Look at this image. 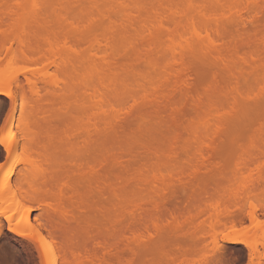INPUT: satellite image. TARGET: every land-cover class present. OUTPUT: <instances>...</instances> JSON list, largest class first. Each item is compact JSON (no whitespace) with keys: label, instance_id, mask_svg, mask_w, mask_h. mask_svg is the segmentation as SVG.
I'll return each instance as SVG.
<instances>
[{"label":"bare ground","instance_id":"obj_1","mask_svg":"<svg viewBox=\"0 0 264 264\" xmlns=\"http://www.w3.org/2000/svg\"><path fill=\"white\" fill-rule=\"evenodd\" d=\"M51 1L0 0L1 7L14 11L19 21L12 27L11 35L0 39V49L6 50L9 59L8 66L0 68V95H13L14 89L24 94L25 82H28L34 85L35 98L38 99L37 102L34 100L36 103L33 102V107L40 106L46 110L48 106L44 107V102H52V99L42 96V89L37 82L47 80L46 76L55 68L58 77L50 82L53 96L59 99L71 96L76 106L74 112L56 114L57 123L53 122L54 115L50 116L44 110L41 112L42 109L37 107L43 114L44 125L35 123L31 127V124H25L23 164L35 174L59 184L57 189L62 191L61 210L65 209L61 215L58 209L47 210L45 220L48 226L45 227L52 229L47 231L49 236H45L38 228L39 231H33L31 237L36 238L42 264H130L137 251L157 242V237L164 229V216L157 204L127 206L124 199L128 197L125 193L127 189L125 191V187L118 186L115 178V166H129L124 153L123 156L119 154L120 146H129L130 149H124L131 150L134 148L132 143L139 145L141 150L137 148L140 152L137 150L139 154L132 157L135 158V161L131 160L132 163H139L140 160L144 162L141 163L143 166L152 168L150 165H154L155 169L158 166H171L184 161L180 157L184 152L186 157H190L191 149L193 152L196 149L195 152L200 155L207 152H203L204 145L211 149V138H214V134L216 136L225 120L231 118L234 112V115L239 116L245 113L243 111L250 104H264V0H144L143 3L142 0H136L137 6L136 2H132L135 0H101L111 6L118 1L119 5L115 4V9L109 8L110 4L106 7L99 5L100 0H81L83 3L74 0L78 1L76 4L79 3V16L76 10L70 12L76 5L71 0H54L52 4L56 6L49 21L48 18L43 19L42 12L45 4ZM130 2L135 3L134 6ZM154 2H157L155 6L151 4ZM30 20H40L39 29H35ZM53 21L63 34V46L58 49L43 32L51 28ZM190 59L213 65V69L216 67L220 75L224 74L226 80L214 70L224 84H220L215 76L216 80H211L214 83L207 84L210 80L203 83L207 86L202 85V93L196 88L199 92L195 90L192 93V90L190 96ZM31 67L35 68L31 70ZM180 94L190 96V101H185L189 102L188 106H192L189 112L194 111V117L185 126L190 138L184 145L181 144L182 149L178 146L182 142H179L182 138L181 129H176L179 125L175 128L178 133L172 134V130H169L167 136L161 137L163 139L155 136L158 131L156 127L163 125V128L169 122H165V116L168 115V118L170 115L179 124L178 113L183 114L186 110L181 113L179 107L175 108L178 104L176 96L180 97ZM133 118L138 119L137 126L125 128L130 123L126 122L130 119L133 121ZM245 119L248 120L246 116ZM155 123L160 125L155 127ZM9 142L10 147L6 148L5 144ZM1 145L8 152V158L15 155L19 148V143H13L11 139L1 140ZM244 145L239 146L244 150L243 153L246 151ZM239 154L235 157L239 155L238 160L243 165L247 153ZM90 155L94 160L89 159ZM230 160L227 164L223 162L224 165L228 166ZM105 163L109 165V174L99 170ZM86 165L91 167L89 172L85 169ZM110 165L114 167L113 170ZM150 170L149 176L146 172L143 178L131 176L136 179L133 184L142 188L140 191H144L143 187L155 191L162 182L157 180H161L159 177L162 173L158 175L155 170ZM85 183L91 187L96 185L100 191L108 188L107 191L112 195L108 199L110 204L99 205V202V208L96 207V211L101 210V218L91 217L85 211L77 213L79 215L74 212L73 194L80 191L78 187ZM153 183L156 186H152ZM167 183L162 182L163 186ZM17 196L12 194L8 197L7 207L20 211L27 199ZM33 211L30 206L23 211L19 226L13 225L8 216L9 230L20 234L22 228L29 227ZM58 218L61 221L57 223ZM250 218L256 219L253 212L249 214ZM231 219L225 220L220 232L234 231L225 234L222 241H244L251 262L264 264V234L254 245L245 242V238L239 235L233 237L235 228L244 219H236L238 222ZM75 225L78 229L76 235L72 232ZM125 229L132 232V237L121 240ZM207 241V238L199 237L198 234L193 237L196 246H202ZM217 246L221 250L228 249L223 244L218 243ZM199 264L212 263L210 259H205Z\"/></svg>","mask_w":264,"mask_h":264},{"label":"rangeland","instance_id":"obj_2","mask_svg":"<svg viewBox=\"0 0 264 264\" xmlns=\"http://www.w3.org/2000/svg\"><path fill=\"white\" fill-rule=\"evenodd\" d=\"M52 1L51 3H44V10L42 9V13L45 16H43V19L48 18L49 21L52 20L51 15L56 6L52 4L54 3ZM78 1L74 2V0H71V3L76 4ZM138 1L140 2V0ZM151 1L152 0H150V2ZM107 2H109V0ZM107 2L103 3L100 0L101 4L99 5H105L106 7V5L108 4ZM132 2H136V0ZM132 2H130L132 5L135 4ZM137 2L135 4L136 6ZM143 2L144 0H142V3ZM155 3L157 4V2L151 4L154 5ZM78 4H76L75 6L72 5V10H70V5L69 10L71 13L72 11L74 12V10H76L75 13H79L78 10H80V8H77ZM117 4L119 5L118 1ZM99 5L97 3V7H99ZM111 5L112 4H110L109 8L114 7V5ZM159 6L161 7V4H159ZM130 8H132V6H130ZM13 12L14 11L2 8L0 5L1 40L5 38V35H11L12 27L15 26L16 23H19L17 17L14 16ZM29 22L34 25L35 29H39L38 22H40V20H30ZM57 27L58 26L56 25L55 21H53V23L51 24V28L43 32L45 37L49 38L50 42L58 49L63 46V37L61 36L63 34L58 30ZM1 29L6 31L3 32L1 31ZM38 58L40 57H37V59ZM190 60L189 73L191 75L189 73L187 74L190 75V77L188 76V81L190 80L189 85L191 84L190 86H188L192 87V89L190 88V90L189 87H187L189 90L188 93L190 92V96L191 91L194 90L192 91V93H195L196 88L200 92L202 91V89L204 91L202 85L209 80L210 82L207 84L214 83L212 81H215L216 79L218 82H220V77L218 76L220 75V72L218 70L216 71V67L213 69V65L208 66L205 64V66L198 60ZM8 61L9 59L7 57L6 50L0 49V68H6L8 66ZM34 68L35 67H31V70ZM39 68L42 69L43 67L39 66ZM39 68H37V70ZM214 70L218 74L217 76L219 77V79L217 78ZM26 72H29V70H27ZM222 74L223 73H221V75ZM223 75L221 76L222 79L226 80L223 78ZM46 77L47 80H41L37 82L38 86L42 89V96L52 99V102H44V107L48 106L46 107V110L45 108L43 109L40 106L34 105L36 108L33 107L34 100H36L37 102L38 99L35 98L37 95H35L36 90L34 85L28 82H25L24 94H26V96H24L23 92H16L15 89L12 91L13 95L11 93V97L0 95V264H42L40 250L37 245L36 238L31 237L32 233L33 231H39L40 229V232L45 234V236H49L47 231L49 232L52 229L50 228L49 230L45 227L46 225L48 226V224H46L47 221L45 220L46 212L52 209H58V213L61 215L65 211L64 208L61 210L62 191L58 190L59 184L51 181L50 179H44L42 175L39 176L38 174H35V172L31 171V169H28V167L23 164L24 157L22 151V142L24 139V127H26L28 124H31L30 126L34 127L33 125H35V123L44 125L43 114H41L43 110L45 112H48L47 114L50 116L54 115L53 122L57 123L58 119L55 116L56 114H61L66 111L74 112L76 107L74 98H72L71 96L65 99H59L53 96L50 82L51 80H54L56 77H58L56 69H51ZM197 79L199 80L197 81ZM225 82L226 84L228 83L227 81ZM221 83L222 82H220V84ZM222 84H224V81ZM205 85L203 86L206 87L207 85ZM197 90L196 92H199ZM188 93L186 95H188ZM190 96H187L188 98L181 94V98L179 97V95L176 96V102L178 101V104L177 106H175V108L179 107L178 110L181 113L185 109L186 110L183 112V114L178 113V117L180 115V120L178 119L177 121L179 122V124L175 123L176 121H174L173 118H170V115L168 118H166L168 115L164 117V120H166L165 122L169 121L168 123L164 124V126L166 125L167 127L165 126L162 128L163 125H161V129L160 127H156V125L158 126L160 124L155 123L154 126L158 130L157 133H160H158L159 136L156 133V138L163 139L161 137L167 136L166 134L171 130V133H174L177 132L176 129H181L179 132L182 133V138L179 142H182L178 145L180 148L182 147L181 144L185 143L190 138V136H188L187 132L185 131V126L189 124L187 122H190V120L194 117V111L189 112L190 110H192V106H188V101H190L188 99ZM36 102H34V104ZM46 103L48 105H46ZM40 104L43 105V103ZM37 107H40L39 110L42 109L41 112L37 110ZM186 111L192 113V115L190 114L191 116H189ZM243 112L245 113H242L239 116L234 115V112L231 118L225 120L222 129L220 128L221 131L218 130V134L216 133V136L214 134V138H211L213 141V143H211L212 147L209 146L210 143H207V145L211 149H209L208 147L206 148L204 145L203 148L205 149L203 150V152L207 151L205 154L200 155L195 152L196 149H193L196 153L195 154L191 149V158L189 156L188 158L185 156L186 153L181 150V148L180 150L185 154L182 152L184 154V157H182L183 154L180 157L184 161L181 160L179 161L180 163H176L167 167H159L157 165L158 168L156 166L157 169H155L154 165H150L153 166L152 168L154 169H152L151 167H147L145 165L143 166V164L141 163L144 162H141L140 160L139 163H132V161L135 159L132 157L138 156L137 154L139 153L137 152V150H141L139 148V145H133L132 143L131 146H134V148L128 150L130 149V147L125 145L120 146V140L118 139V146H120L119 154H122L123 156L124 153L126 157L124 159H127L126 161L128 162V165H133V168H129V166L128 168H126V164H124V166H115V178L116 181H118V186L125 187L124 190L127 189V191L125 190V193L128 197L124 198L126 200L125 202H127V206L128 204H157L162 208L164 216V229L162 234L157 237V242L147 247H142L139 251H137V253L131 258L130 264H199V262L201 263V260L203 261L205 259H210L212 264H225V262H229V264H253L249 259L248 249L244 241H241L239 243H225L222 241L225 234L234 230H229L227 232H224L223 234L221 233L222 230H220V227L223 225V223H225L226 219L227 221H230L231 218H234L233 221H235L236 219L238 220V218H242L244 219L243 223L237 225V227L235 228L236 232H233L234 234H232L233 237H244L245 242L254 245L257 243L259 238H261L262 233L264 234V104H250ZM245 116L248 118L247 121L245 119ZM130 120L131 121L126 122V124L130 122V125L125 124L127 127L123 125L127 129L136 127L139 123L137 118H133V121L132 119ZM259 120H261L260 122L262 124H259ZM25 124L27 125L25 126ZM178 125L179 127L181 125L182 126L180 128L178 127V129L176 128ZM162 132H164V134H162ZM185 132L187 135L184 134ZM171 133H169V135ZM121 135L122 134L119 133L120 138ZM5 139H11L13 143H19L17 153L10 158H8V152L1 145V140ZM240 141L245 145L243 143L240 144ZM238 143L241 146L244 145V148H246V151L244 153H247V160L243 163V165L239 162L240 159L238 160V156L240 155L239 153L244 154L242 152L244 150L242 149L243 146L239 148L240 145ZM127 147L128 151L125 150ZM142 154L143 153H141L140 155ZM197 154L200 156H198ZM237 154L239 155L235 157V155ZM195 155L198 156V158ZM87 156L88 155H86V157ZM91 156L92 155H90L89 158L90 160L91 158H93V156ZM231 157H235V159ZM241 157L242 156H240L239 158ZM226 158L231 159H229L231 163L228 166H225L227 162H229L228 159V161L225 160ZM225 161L226 164L223 163ZM108 166L107 163H105L103 166L99 167V170H101L103 173L109 174L110 172L108 171L110 170H108ZM142 166L145 168H143ZM148 168H151V170H149H153V172L155 170V173L158 175L160 173L163 174H160L161 177L159 178L161 180L157 179L158 182L162 181L164 184L166 182L168 183L163 186L162 182H159V186L157 185V187L159 188L155 191H152L153 189L149 191L148 189H146V187H143L144 191H140V189L142 188H137L136 184H133L135 183L134 180H136V177L143 178L146 172V175H148ZM85 169L87 172H89L91 170V167L89 165H86ZM110 169L113 170L114 167L111 168L110 165ZM128 169L133 171H129ZM153 172H151L150 175H152ZM218 172H220V174ZM131 176L135 178L132 177V179ZM151 177L154 178V176H150V178ZM164 178H166V181ZM127 179H130L131 181ZM122 182H127L129 184H123ZM155 183H153L152 186H156ZM161 185L162 187H160ZM89 186L91 187V185H89L88 183L82 184L78 187L80 191H76L73 194V209L75 210L74 212L76 215H79L77 213L85 211V214H88L91 217L93 216L96 218H101V216L103 215L100 212L101 210H99V212L96 211L98 210L97 208H99V206L97 207V205L99 204V202V205H105V203L107 205L111 193L110 191H107L108 188H106V191L105 189L104 191H100L97 190L96 185V188L94 186L90 188ZM149 188L151 189V187ZM196 192V195L193 194ZM12 194L18 195L17 197L21 196L27 199L24 200V202H27L23 204L20 211L13 210L11 207H7L8 197H10V195L12 196ZM29 206L32 207L34 211L31 215L32 217H30V226L22 228L21 230V233H23L24 235L11 232L9 230V222L7 217L10 216L13 225H18L23 211ZM250 212H253V215H255V220H253L252 218L249 219V214H251ZM240 219L238 221H240ZM56 221L58 223L61 220L60 218H58ZM56 221L54 222V225ZM56 225L58 226V224ZM77 230L78 229L75 225L72 230L73 234L76 235L78 232ZM196 234H198L199 237L207 238L208 241L206 242V244L202 246H196L193 242V237ZM131 237L132 232L129 229H125L122 233L121 240H126ZM218 243L219 245L223 244L225 246H228V249H219L217 246Z\"/></svg>","mask_w":264,"mask_h":264},{"label":"snow or ice","instance_id":"obj_3","mask_svg":"<svg viewBox=\"0 0 264 264\" xmlns=\"http://www.w3.org/2000/svg\"><path fill=\"white\" fill-rule=\"evenodd\" d=\"M4 95L11 97V93H4ZM14 135V134H13ZM5 147H10V142L5 144ZM12 231H16V229H12ZM20 235H24L23 233H20ZM225 264H229V262H225Z\"/></svg>","mask_w":264,"mask_h":264}]
</instances>
